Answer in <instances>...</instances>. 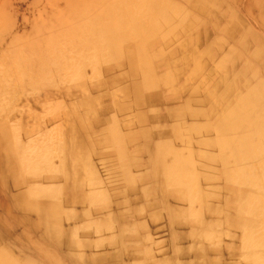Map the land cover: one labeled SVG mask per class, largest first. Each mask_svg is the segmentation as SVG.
<instances>
[{
  "label": "rangeland",
  "instance_id": "374dc122",
  "mask_svg": "<svg viewBox=\"0 0 264 264\" xmlns=\"http://www.w3.org/2000/svg\"><path fill=\"white\" fill-rule=\"evenodd\" d=\"M104 1L0 0V115H2L0 133L5 126L12 131L8 134V139L0 138V254L3 264H88L91 251L90 247L86 246L89 240H93V236L92 238L88 235L83 236L79 230V224L87 223L89 221L87 219L90 218L89 213L85 211L90 205L79 200L80 195L85 194L88 189L67 187V180L72 179L71 176L77 173H80L78 174L80 179L84 170L95 165L94 160H99L101 157L95 154L97 147H102L103 140L111 137L109 128L118 125L116 131L125 132L119 121L128 117L130 112L133 114L136 112L135 116L131 117H137L144 108H150L153 105L164 108L169 102L180 100L181 103L192 93L197 98L199 89L207 86L208 81L212 82L213 89L218 80H221L222 76L209 79L208 73L201 72L200 76H195V80L191 83L192 75L200 71L201 66L186 79L180 80L181 85H179L180 74H173L170 77V69L185 67L184 70H187L188 74L191 60L184 61L185 64L180 63L176 67H172V63L185 52L192 53L190 43L195 41V37L189 39L188 36L196 31L194 27L198 26V20L193 17L190 19L191 16L188 13L186 21L178 20L180 13L174 9L175 6L172 5L170 8L168 0H159V5L164 6V10L151 24L145 21L143 16H139L134 28L129 30L122 27L121 36L116 34L118 39L120 37L123 39L125 36L124 40L120 39L122 41L119 40L116 43L119 51L133 49V54H136L139 62L142 61L143 66L137 64V70H130L127 64L128 59L123 53L115 55L112 66L106 67L107 69L101 64L105 61L99 58L93 61L95 63L93 65L89 63L90 61H83L89 49H95V54H91L95 58L96 50L101 51L100 45L93 42L92 36H87V31L89 25L92 26L94 22L95 13H98L96 11L102 8ZM113 1L108 0V4ZM144 3L146 7L152 8L150 0H145ZM217 3L216 11L204 13L201 16L207 21L223 23L220 32L226 36L230 34V38H236L234 39L236 48L230 50L238 53L236 58L239 61L235 62V65L239 66L237 67L239 70L237 68L234 70L240 75L237 80L246 81V78H250L253 74L252 72L255 74L253 77L258 78L257 71L264 73V38H261V31H264V19H262L264 9L260 8L262 6L259 0L253 5L248 2V10L252 12L256 19L253 21L258 26L256 31L245 27L240 18L232 15L230 10L221 12L224 9L223 4L221 0ZM86 6L90 7L89 12L87 11L89 15L86 13ZM172 8L174 10H171ZM256 8L257 14L254 11ZM73 13L83 15V24L74 18ZM230 20H233L232 22L237 26L226 29L225 24ZM112 23L117 24V22ZM204 30L207 31L208 27ZM67 31L71 37H69V44L61 50L56 49L50 55H45L48 53L47 41L49 40V43L55 47L61 45L63 43L61 35ZM198 31V34H202ZM135 33L141 38L132 37ZM177 38H182L184 45L182 47L178 44L175 50H171L170 47L176 45ZM208 39V34L204 33L203 40ZM215 42L223 45L221 40ZM252 52L256 53V56L249 59L253 61L257 70L245 59L248 58L246 53ZM40 58H43L46 64H50L41 73L37 65ZM147 70L149 74L145 75L144 72ZM232 76V73H229L227 78L230 80ZM175 89L178 90L177 97L171 94ZM151 101L152 103H149ZM9 141H12V145ZM43 159L46 160L44 165L48 163L45 167H41ZM31 160H35V163L31 164ZM73 164H76L78 168L75 173H73ZM48 165H50L49 168ZM98 167L102 179L110 182L109 173L102 170L101 166ZM134 176L136 177L137 174ZM112 183L110 186L106 185L108 194H114L117 191L115 182L112 181ZM139 189L137 187L136 191H132L131 201L134 206L140 205ZM45 209L53 213L52 217L46 215ZM57 217L60 234L58 237L50 236V239L45 235L47 232L44 223L54 225L53 220ZM140 220L148 224L146 232L150 233V238L154 241L155 251L161 254L168 252L170 231L164 218L149 222L148 214H144ZM130 222L133 223V220ZM187 232L186 226L176 228L178 235L185 237ZM81 241L84 243L81 244ZM189 245L188 238L181 243L183 248ZM171 254L169 253V256ZM188 259L189 257L185 261Z\"/></svg>",
  "mask_w": 264,
  "mask_h": 264
},
{
  "label": "crops",
  "instance_id": "0c3cea01",
  "mask_svg": "<svg viewBox=\"0 0 264 264\" xmlns=\"http://www.w3.org/2000/svg\"><path fill=\"white\" fill-rule=\"evenodd\" d=\"M168 1H170V8L173 5L174 9L180 13V21H186L187 13L191 16L190 19L193 17L198 20V26L194 27L196 31L188 36L189 39L195 37V41L190 43L192 53L185 52L180 55V60L176 59L172 63V67H176L184 61L191 60L190 69L187 67L188 74L187 70H184L185 67H182L170 69V77L173 74H180L179 85H181L180 80L190 76L196 69L195 66L198 68L201 66V68L196 72L198 75H192L191 82L195 80V76H200L201 72L208 73L209 79L222 77L213 89L212 82L208 81L207 86L199 89L197 98L192 93L182 101L183 103L176 100L167 103L164 108L153 105L151 107L154 108H144L137 117H131L135 116L136 112L134 114L130 112L128 117L119 121L125 132L116 131L118 125H114L115 131L110 132L111 137L103 140L102 147H97L95 154L101 157L98 161L94 160L95 165L84 170L85 172L81 174L82 178L80 176L79 179L80 173H77L71 176L72 179L67 180V187L88 189L85 194L80 195L79 200L90 205L85 210L90 218L87 219L89 220L87 223L79 224L80 228L78 227L80 233H84L83 236L88 235L91 238L93 236V240H89L86 246L93 252H90L88 264H257L253 261L255 256H249L252 254L251 251L255 250L254 242L247 243L242 238L243 233L252 230L255 243L260 247L264 243L263 235L260 233L262 227L264 228V184L256 185L255 188L249 186L248 182L245 183L246 185L240 184L244 181L236 180L235 177L237 172H245L246 176L252 173L254 178L257 173L264 172V73L257 71L258 78L255 79V74L252 72L253 74L250 78H246V81L237 80L239 74H236L234 70L239 67L235 65V62L239 61L236 58L238 53L230 50L236 48L234 40L236 38H230V34L227 37L220 32L223 23L207 21L201 16L204 13L216 11L218 0ZM248 2L253 5L258 3V0H221L224 8L221 12L230 10L232 15L240 18L245 27L258 31V26L253 21L255 18L248 10ZM259 4L262 6L260 8L264 9V0H259ZM256 10L257 8L254 10L255 14H257ZM232 21L225 24L226 29L237 26ZM206 27H208L207 31L204 30ZM197 30L202 34H198ZM204 33L209 36L207 41L203 40ZM261 35L264 38V32L261 31ZM216 40H221L223 45L216 43ZM182 41V38H177L176 45L171 46L170 49L175 50L178 44L183 47ZM246 56L248 57L245 58L246 61L252 63L256 69L251 60L256 53H246ZM229 73L233 75L230 80L227 78ZM171 94L177 97L178 90L175 89ZM239 124L243 127L241 128ZM254 128L260 129L254 130ZM157 148L159 150H156ZM174 160L178 162L177 170L172 166ZM108 164L110 166H107ZM72 166L75 173L78 168L76 164ZM98 166L112 176L110 182L102 179ZM138 169L140 171H136ZM136 174L137 178L134 176ZM118 179H120L119 182ZM112 181L116 184L114 186H117V191L113 195L108 194L106 190V185L110 186ZM137 187L140 188L138 192L140 205L134 206L131 195L133 189L136 191ZM182 188L184 191L181 190ZM256 207H259L257 210L260 211L258 216L249 212ZM168 211L169 215H167ZM144 214H148L149 222L164 218L170 230L166 256V253L159 252L161 257L155 251L154 241L150 240V235L146 232L148 224L140 220ZM241 218H245L244 220L249 223H240ZM251 218H255L257 222H250ZM131 220L133 223L130 222ZM179 226L188 228L185 237L176 233V228ZM186 238L190 241V245L183 248L181 243ZM188 257V261H185Z\"/></svg>",
  "mask_w": 264,
  "mask_h": 264
},
{
  "label": "bare ground",
  "instance_id": "6f19581e",
  "mask_svg": "<svg viewBox=\"0 0 264 264\" xmlns=\"http://www.w3.org/2000/svg\"><path fill=\"white\" fill-rule=\"evenodd\" d=\"M144 1L145 0H114L113 2H111L110 4H108V0H105L104 1V4H103V6H102V8L101 9H98V11H96V12H98L97 14L95 13V18H94V22H93V24H92V26H91V24L89 25V27H88V31H87V36H92V38H93V42H95V43H98L99 45H100V49H101V51H97L96 50V53H97V55H96V58L94 57V56H91V54L92 53H94L95 54V49L94 50H91V49H89L88 51H86V53H85V56L83 57V61H90L89 63H91V65H93V64H95L93 61H97V58H99L100 60H103V61H105V63H101L102 64V66H104V68L105 69H107L106 67H109V66H112V60L115 58V55H119V53H123L126 57H127V64H128V67H129V69L130 70H137V64L139 65V66H143L142 65V61L141 62H139L138 60V57L136 58V54L134 55L133 54V49H128V51H124V50H122L121 49V51H119V48L116 46V43L117 42H119V40L120 39H122L121 37L118 39V37L117 36H121V34H122V32L120 31V30H122V27H125V28H127V29H129V30H131L132 28H134L135 26H136V24L138 23L137 21H138V17L139 16H143L144 17V19H145V21H148L150 24H151V22H153L155 19H158V17H159V15H160V13H161V11H163L164 10V6H162L161 4L159 5V0H150L151 1V5H152V8H148V7H146V5H145V3H144ZM147 1V0H146ZM201 1V0H200ZM208 1H210V0H208ZM211 2V1H210ZM210 2H208V3H210ZM214 4H216V3H214ZM213 4V5H214ZM175 8V7H174ZM89 9H90V7L89 6H86V13H87V11L89 12ZM172 10H174V9H172ZM204 11V10H203ZM175 13V12H174ZM183 13V12H182ZM181 13V14H182ZM88 15H89V13H87ZM87 15V16H88ZM91 15V14H90ZM73 16H74V18L75 19H77V21H79V22H81V24H83V22H82V20H83V15L81 14V13H73ZM151 16H153V18L151 17ZM91 17L93 18V16L91 15ZM169 18V17H168ZM170 19V18H169ZM182 19V18H181ZM183 19H185V18H183ZM262 19H264V18H262ZM161 20V19H160ZM175 20V19H174ZM179 20V19H178ZM260 20H261V17H260ZM164 21V20H163ZM172 21V20H171ZM112 22H117V24L116 25H113L114 23H112ZM177 22V21H176ZM228 22V21H227ZM162 24V23H161ZM171 24V23H170ZM169 25V24H168ZM192 25V24H191ZM143 26V25H142ZM193 26V25H192ZM166 27V26H165ZM188 27V26H187ZM261 27V26H260ZM121 28V29H120ZM264 29V28H263ZM115 30V31H114ZM112 31H114V32H112ZM199 32V31H198ZM264 32V31H263ZM116 34H117V36H116ZM141 34V33H140ZM179 34V33H178ZM87 36H85V37H87ZM138 36H139V34H137V33H135V35L133 36L132 35V37H137L138 38ZM70 33H69V31H67V33H64L63 35H61V39L63 40V43H61V45H58V46H56L55 47V45H53L52 43H49V40L47 41V54H45V55H50L51 53H52V51L53 50H61V48L62 47H64L66 44H69V42H70ZM140 37V36H139ZM156 37V36H155ZM154 37V38H155ZM164 37V36H163ZM176 37V36H175ZM141 38V37H140ZM159 38V37H158ZM165 38V37H164ZM171 38V37H170ZM262 38V37H261ZM125 39V36L123 37V39L122 40H124ZM169 39V38H168ZM122 40H120V41H122ZM151 41V40H150ZM155 41V40H154ZM264 41V40H263ZM80 44V43H79ZM124 44V43H123ZM122 44V45H123ZM129 44H131V42L129 43ZM147 44V43H146ZM133 45V44H132ZM152 45V44H151ZM173 45V44H172ZM146 47V46H145ZM148 47H149V45H148ZM150 48V47H149ZM99 49V50H100ZM183 50V49H182ZM138 51V50H137ZM146 51V50H145ZM181 51V50H180ZM194 52V51H193ZM261 52V51H260ZM63 53V52H62ZM156 53V52H155ZM166 55V54H165ZM97 56H99V57H97ZM123 56V55H122ZM159 56V55H158ZM44 57V56H43ZM151 57V56H150ZM171 57V56H170ZM204 57V56H203ZM49 58V57H48ZM47 58V59H48ZM122 58V57H121ZM162 58V57H161ZM14 59H16V58H14ZM46 59V60H47ZM18 60V59H17ZM53 60V59H52ZM82 60V59H81ZM119 60H120V56H119ZM123 60V59H122ZM54 61V60H53ZM135 61H136V63H135ZM154 61V60H153ZM17 62H19V61H17ZM113 62H114V60H113ZM15 63V62H14ZM116 63H118L117 61H116ZM158 63H159V61H158ZM161 63V62H160ZM17 64V66H18V63H16ZM85 64V63H84ZM188 64V63H187ZM198 64V63H197ZM37 65L39 66V72L41 73L42 71H44L46 68H47V65H50V64H46L45 62H44V60H43V58H40V59H38V62H37ZM162 65V64H161ZM200 65V64H199ZM261 65V64H260ZM16 66V67H17ZM52 66V65H51ZM78 66V65H77ZM100 66V65H99ZM15 67V68H16ZM63 67V66H62ZM66 67V66H65ZM81 67V66H80ZM86 67V66H85ZM145 67V66H144ZM150 67V66H149ZM164 67V66H163ZM154 68V67H153ZM195 68H197L196 66H195ZM81 69V68H80ZM85 69V68H84ZM109 69V68H108ZM113 69V68H112ZM139 69V68H138ZM150 69V68H149ZM158 69H159V67H158ZM160 69H162V68H160ZM260 69V68H259ZM62 70V69H61ZM69 70V69H68ZM67 70V71H68ZM72 70V69H71ZM77 70V69H76ZM141 70V69H140ZM143 70V69H142ZM249 70V69H248ZM65 71V70H64ZM122 71V70H121ZM148 71L149 70H147L146 72H144L145 73V75H147L146 73H148ZM155 71V70H154ZM167 71V70H166ZM83 72V71H82ZM119 72V71H118ZM47 73H49V72H47ZM65 73V72H64ZM73 73V72H72ZM79 73H80V70H79ZM141 73V72H140ZM43 75H44V73H42ZM81 74V73H80ZM85 74H87V73H85ZM149 74V73H148ZM245 74H246V72H245ZM25 75V74H24ZM40 75V74H39ZM56 75V74H55ZM77 76H78V74H76ZM76 75H75V77H76ZM72 76H73V74H72ZM166 76V75H165ZM240 76V75H239ZM42 77V76H41ZM44 77V76H43ZM87 77V76H86ZM95 77V76H94ZM147 77H149V75L147 76ZM151 77V76H150ZM40 78V77H39ZM38 78V79H39ZM45 78V77H44ZM49 78V77H48ZM69 78V77H68ZM78 78H80V77H78ZM77 78V79H78ZM142 78V77H141ZM70 79V78H69ZM68 79V80H69ZM74 79V78H73ZM77 79H76V82H77ZM81 79V78H80ZM107 79V78H106ZM140 79V78H139ZM150 79V78H149ZM154 79V78H153ZM152 80V79H151ZM175 80V79H174ZM73 81V80H72ZM108 81V80H107ZM153 81V80H152ZM165 81H166V79H165ZM49 82H50V80H49ZM66 82V81H65ZM71 82V81H70ZM144 82V81H143ZM51 83V82H50ZM53 83V82H52ZM151 83V82H150ZM167 83V82H166ZM192 83V82H191ZM207 83V82H206ZM205 83V84H206ZM145 84H146V82H145ZM162 84V83H161ZM194 84V83H193ZM254 84V83H253ZM151 85V84H150ZM197 85H198V83H197ZM226 85V84H225ZM49 86V85H48ZM71 86V85H70ZM87 86V85H86ZM126 86V85H125ZM163 86V85H162ZM68 87V86H67ZM91 87H93V86H91ZM97 87H99V86H97ZM100 87H101V85H100ZM176 87V86H175ZM250 87V86H249ZM96 88V87H95ZM145 88V87H144ZM149 88V87H148ZM167 88H168V86H167ZM143 89V88H142ZM150 89V88H149ZM160 89V88H159ZM6 90V89H5ZM91 90H93V89H91ZM127 90V89H126ZM145 90H147V89H145ZM164 90H165V88H164ZM163 90V91H164ZM153 91V90H152ZM146 92V91H145ZM187 92V91H186ZM190 94V93H189ZM131 95V94H130ZM188 95V94H187ZM264 95V94H263ZM1 96V95H0ZM176 96V95H175ZM178 96V95H177ZM10 97V96H9ZM90 97V96H89ZM196 97V96H195ZM220 97V96H219ZM11 98H13V97H11ZM11 98H10V100H11ZM57 98V97H56ZM59 98V97H58ZM167 98V97H166ZM237 98V97H236ZM86 99V98H85ZM168 99V98H167ZM43 100H45V99H43ZM175 100V99H174ZM193 100V99H192ZM203 100H204V98H203ZM209 100V99H208ZM217 100V99H216ZM5 101V100H4ZM3 101V102H4ZM169 101V100H168ZM172 101H173V99H172ZM8 102V101H7ZM40 102V101H39ZM131 102V101H130ZM167 102V101H166ZM192 102V101H191ZM201 102V101H200ZM220 102V101H219ZM9 103H11V102H9ZM50 103V102H49ZM181 103H183L182 101H181ZM190 103V102H189ZM70 104V103H69ZM131 104V103H130ZM49 105H51V104H49ZM116 105H117V103H116ZM192 105V104H191ZM190 105V106H191ZM213 105V104H212ZM10 106V105H9ZM201 106V105H200ZM205 106V105H204ZM211 106V105H210ZM2 107H3V105H2ZM65 107V106H64ZM70 107V106H69ZM127 107V106H126ZM184 107V106H183ZM124 108V107H123ZM177 108V107H176ZM175 108V109H176ZM192 108V107H191ZM195 108V107H194ZM200 108V107H199ZM5 109V108H4ZM70 109V108H69ZM110 109V108H109ZM147 109H151V108H147ZM174 109V110H175ZM53 110V109H52ZM66 110V109H65ZM116 110H119V109H116ZM185 110H186V108H185ZM45 111V110H44ZM47 112H49L48 110H46ZM71 111V110H70ZM73 111V110H72ZM135 111V110H134ZM46 112V113H47ZM175 112V111H174ZM227 112V111H226ZM95 113H96V111H95ZM111 113V112H110ZM150 113V112H149ZM191 113V112H190ZM44 114V113H43ZM79 114V113H78ZM116 114V113H115ZM128 114V113H127ZM138 114V113H137ZM168 114V113H167ZM204 114V113H203ZM46 115V114H45ZM72 115H73V113H72ZM141 115V114H140ZM188 115V114H187ZM2 115H0V117H1ZM44 116V115H43ZM114 116V115H113ZM16 117V116H15ZM65 117H66V115H65ZM74 117V116H73ZM116 117V116H115ZM169 117V116H168ZM178 117V116H177ZM181 117V116H180ZM179 117V118H180ZM197 117V116H196ZM184 118V117H183ZM200 118V117H199ZM208 118V117H207ZM220 118V117H219ZM42 119V118H41ZM40 119V120H41ZM62 119V118H61ZM60 119V120H61ZM63 119H65V118H63ZM52 120V119H51ZM94 120V119H93ZM98 120V119H97ZM117 120H119V119H117ZM164 120V119H163ZM176 120V119H175ZM207 120H209V119H207ZM59 121V120H58ZM141 121V120H140ZM169 121V120H168ZM180 121V120H179ZM178 121V122H179ZM201 121V120H200ZM134 122V121H133ZM172 122V121H171ZM183 122V121H182ZM55 123V122H54ZM94 124V123H93ZM133 124V123H132ZM197 124V126H199L198 125V123H196ZM204 124V123H203ZM99 125V124H98ZM95 126V125H94ZM111 126V125H110ZM189 126V125H188ZM204 126V125H203ZM239 126L242 128L243 126L241 125V124H239ZM43 127V126H42ZM202 127V126H201ZM211 128V127H210ZM262 128V127H261ZM110 130V132H112V131H115L114 130V127L113 126H111V128H109ZM190 129V128H189ZM257 129H260V128H254V130H257ZM63 130V129H62ZM128 130V129H127ZM133 130V129H132ZM46 131V130H45ZM61 131V130H60ZM136 131V130H135ZM138 131V130H137ZM196 131V130H195ZM249 131V130H248ZM11 129L9 128V127H7V126H5L2 130H1V133H0V138L1 139H3V140H6V139H8V134H11ZM101 132V131H100ZM89 133V132H88ZM90 133H91V131H90ZM114 133V132H113ZM240 133V132H239ZM241 133H243V132H241ZM93 134V133H92ZM195 134V133H194ZM246 134V133H245ZM113 135V134H112ZM136 135H137V133H136ZM232 135V134H231ZM234 135V134H233ZM60 136V135H59ZM110 136H111V133H110ZM115 136V135H114ZM184 136V135H183ZM6 137V138H5ZM222 137V136H221ZM39 138V137H38ZM37 138V139H38ZM50 138V137H49ZM172 138V137H171ZM182 138V137H181ZM202 138V137H201ZM232 138V137H231ZM53 139V138H52ZM205 140V139H204ZM207 140V139H206ZM257 140V139H256ZM259 140V139H258ZM264 140V139H263ZM93 141V140H92ZM95 141V140H94ZM172 141V140H171ZM46 142V141H45ZM50 142V141H49ZM52 142H53V140H52ZM160 142V141H159ZM194 142V141H193ZM96 143V142H95ZM113 143V142H112ZM116 143H117V141H116ZM156 143V142H155ZM158 143V142H157ZM5 144V143H4ZM9 144L10 145H12V141H9ZM51 144V143H50ZM50 144H49V147H50ZM159 144V143H158ZM157 144V145H158ZM162 144V143H161ZM166 144V143H165ZM181 144V143H180ZM210 144V143H209ZM55 145H56V143H55ZM94 145V144H93ZM178 145V144H177ZM196 145H197V143H196ZM117 146V145H116ZM156 146V145H155ZM158 146H160V145H158ZM157 146V147H158ZM168 146V145H167ZM259 146H261V145H259ZM57 147V146H56ZM101 147V146H100ZM104 147H106V146H104ZM126 147V146H125ZM138 147V146H137ZM140 147V146H139ZM171 147V146H170ZM162 148H164V147H162ZM161 148V149H162ZM179 148V147H178ZM190 148V147H189ZM198 148V147H197ZM46 149V148H45ZM123 149H124V147H123ZM131 149V148H130ZM139 149V148H138ZM142 149V148H141ZM160 149V150H161ZM164 149H166V148H164ZM172 149V148H171ZM192 149V148H191ZM194 149V148H193ZM51 150V149H50ZM55 150H56V148H55ZM156 150H159L158 148L156 149ZM190 150V149H189ZM205 150V149H204ZM264 150V149H263ZM48 151V150H47ZM109 151H112V150H109ZM134 151V150H133ZM165 152H166V150H164ZM175 151H176V149H175ZM22 152V151H21ZM55 151H53V153H54ZM114 152V151H113ZM157 152V151H156ZM174 152V151H173ZM189 152V151H188ZM196 152V151H195ZM51 153V152H50ZM49 153V154H50ZM117 153V152H116ZM125 153V152H124ZM190 153V152H189ZM44 154V153H43ZM93 154V153H92ZM139 154V153H138ZM137 154V155H138ZM158 154V153H157ZM8 155V154H7ZM11 155V154H10ZM13 155V154H12ZM51 155V154H50ZM162 155V154H161ZM167 155V154H166ZM195 155V154H194ZM213 155V154H212ZM44 156V155H43ZM93 156V155H92ZM165 156V155H164ZM208 156H211V155H208ZM216 156V155H215ZM218 156V155H217ZM264 156V155H263ZM116 157V156H115ZM161 157H163V156H161ZM181 157V156H180ZM196 157V156H195ZM260 157V156H259ZM45 158V157H44ZM48 158V157H47ZM163 158H165V157H163ZM162 158V159H163ZM3 159V158H2ZM55 159V158H54ZM58 159V158H57ZM92 159V158H91ZM112 159V158H111ZM137 159V158H136ZM161 159V158H160ZM205 159V158H204ZM260 159V158H259ZM44 160L45 159H43V161H42V166L41 167H45V165H47L48 163L46 162V164L44 165ZM126 160V159H125ZM165 160V159H164ZM169 160V159H168ZM2 161V160H1ZM46 161V160H45ZM62 161V160H61ZM93 161V160H92ZM97 161H98V159H97ZM104 161V160H103ZM103 161H102V163H103ZM108 161H109V159H108ZM163 161V160H162ZM210 161V160H209ZM236 161V160H235ZM139 162V161H138ZM169 162V161H168ZM260 162H261V160H260ZM25 163V162H24ZM30 163L31 164H34L35 163V160H31L30 161ZM50 163V162H49ZM54 163V162H53ZM111 163H112V161H111ZM114 163V162H113ZM164 163V162H163ZM183 163V162H182ZM238 163V162H237ZM236 163V164H237ZM59 164V163H58ZM110 164V163H109ZM107 165V166H110V165ZM220 164V163H219ZM247 164V163H246ZM103 165H105V164H103ZM120 165H121V163H120ZM194 165V164H193ZM226 165H227V163H226ZM261 165V164H260ZM28 166V165H27ZM102 166V165H101ZM111 166H113V165H111ZM123 166V165H122ZM129 166V165H128ZM173 167H174V169L175 170H177V167H178V162L176 161V160H174V162H173V165H172ZM48 168L50 167V165H48L47 166ZM181 167H182V165H181ZM184 167V166H183ZM198 167V166H197ZM228 167V166H227ZM262 167V166H261ZM24 168H26V166L24 167ZM66 168V167H65ZM194 168H195V166H194ZM218 168V167H217ZM234 168V167H233ZM263 168V167H262ZM118 169V168H117ZM124 169V168H123ZM131 169H132V166H131ZM173 169V170H174ZM198 169V168H197ZM162 170H164V169H162ZM203 170V169H202ZM256 170H257V168H256ZM66 171V170H65ZM124 171V170H123ZM123 171H121V172H123ZM126 171V170H125ZM200 171V170H199ZM223 171V170H222ZM12 172V171H11ZM15 172V171H14ZM85 172V171H84ZM128 172V171H127ZM175 172H177V171H175ZM258 172V171H257ZM186 173V172H185ZM196 173V172H195ZM208 173V172H207ZM13 174V173H12ZM55 174H56V171H55ZM180 174V173H179ZM51 175H53V174H51ZM118 175V174H117ZM177 175V174H176ZM187 175V174H186ZM190 175V174H189ZM25 176V175H24ZM123 176V175H122ZM202 176V175H201ZM216 176V175H215ZM224 176H226V175H224ZM112 177V176H111ZM118 177V176H117ZM137 177V176H136ZM173 177H174V175H173ZM11 178H13L14 179V177H11ZM33 178V177H32ZM84 178V177H83ZM179 178V177H178ZM198 178H200V177H198ZM213 178V177H212ZM227 178V177H226ZM12 179V180H13ZM85 179V178H84ZM123 179H124V177H123ZM123 179H121V180H123ZM181 179V178H180ZM196 179H197V177H196ZM224 179H225V177H224ZM235 179L236 180H243L244 181V183L243 182H240V184H245L246 182H248L247 184H249V186H252V187H255L256 188V185H263L264 184V172H260V173H257V175H256V177L254 178L253 176H252V173H251V175H250V173L249 174H247V176H246V173L245 172H237L236 173V177H235ZM7 180H8V178H7ZM116 180V179H115ZM119 180L120 179H118V182H119ZM130 180V179H129ZM128 180V181H129ZM175 180V179H174ZM192 180V179H191ZM9 181V180H8ZM25 181V180H24ZM66 181V180H65ZM126 181V180H125ZM173 181V180H172ZM182 181H183V179H182ZM190 181V180H189ZM188 181V182H189ZM225 181H226V179H225ZM22 182V181H21ZM48 182V181H47ZM139 182V181H138ZM239 182V181H238ZM50 183V182H49ZM128 184V183H127ZM127 184H125V185H127ZM192 184H194V183H192ZM31 185V184H30ZM101 185V184H100ZM199 185V184H198ZM197 185V186H198ZM246 185V184H245ZM232 186V185H231ZM30 187V186H29ZM33 187V186H32ZM128 187H129V184H128ZM243 187V186H242ZM131 188V187H130ZM163 188V187H162ZM191 188V187H190ZM195 188V187H194ZM82 189V188H81ZM159 189V188H158ZM168 189V188H167ZM178 189H179V187H178ZM178 189H176V190H178ZM186 189V188H185ZM229 189V188H228ZM235 190H236V188H234ZM246 189V188H245ZM14 190V189H13ZM12 190V191H13ZM16 190V189H15ZM35 190V189H34ZM33 190V191H34ZM134 190V189H133ZM181 190H183V188L181 189ZM194 190V189H193ZM196 190V189H195ZM205 190V189H204ZM208 190V189H207ZM244 190V189H243ZM261 190V189H260ZM130 191H132V190H130ZM163 191V190H162ZM184 191V190H183ZM238 191H240V190H238ZM257 191V190H256ZM262 191V190H261ZM14 192V191H13ZM120 192V191H119ZM197 192V191H196ZM214 192V191H213ZM260 192V191H259ZM159 193H160V191H159ZM191 193V192H190ZM193 193V192H192ZM198 193V192H197ZM196 193V194H197ZM246 193V192H245ZM176 194H177V192H176ZM201 194V193H200ZM209 194V193H208ZM217 194V193H216ZM219 194V193H218ZM239 194V193H238ZM254 194H256V193H254ZM113 195V194H112ZM162 195V194H161ZM194 195V194H193ZM198 195H199V193H198ZM220 195V194H219ZM218 195V196H219ZM13 196V195H12ZM17 196V195H16ZM110 196V195H109ZM128 196V195H127ZM195 196V195H194ZM207 196H209V195H207ZM211 196V195H210ZM213 196V195H212ZM8 197V196H7ZM35 197V196H34ZM159 197V196H158ZM185 197V196H184ZM201 197V196H200ZM224 197V196H223ZM264 197V196H263ZM17 198V197H16ZM40 198V197H39ZM209 198V197H208ZM219 198V197H218ZM196 199H197V197H196ZM220 199V198H219ZM259 199V198H258ZM23 200V199H22ZM36 200H39V199H36ZM195 200V199H194ZM49 201V200H48ZM153 201V200H152ZM196 202H197V200H195ZM261 201V200H260ZM165 202H166V200H165ZM199 202H201V201H199ZM48 203V202H47ZM151 203V202H150ZM167 203V202H166ZM193 203V202H192ZM198 203V202H197ZM221 203V202H220ZM17 204V203H16ZM161 204V203H160ZM201 204V203H200ZM251 204V203H250ZM173 205V204H172ZM22 206V205H21ZM108 206H110V205H108ZM165 206V205H164ZM163 206V207H164ZM39 207V206H38ZM160 207V206H159ZM95 208V207H94ZM122 208V207H121ZM215 208H216V206H215ZM223 208V206L221 207V209ZM257 208H259V207H256V209H251L249 212L250 213H252V214H257V216L259 215V210H257ZM19 209V208H18ZM90 209V208H89ZM123 209V208H122ZM134 209V208H133ZM151 209V208H150ZM149 209V210H150ZM153 209H155V207L153 208ZM158 209V208H157ZM169 209V208H168ZM200 209V208H199ZM16 210V209H15ZM44 210V209H43ZM46 210V209H45ZM94 210V209H93ZM113 210V209H112ZM177 210V209H176ZM235 210H237V208H235ZM73 211V210H72ZM116 211V210H115ZM133 211H135V210H133ZM208 211V210H207ZM262 211V210H261ZM44 212H46V215L48 216V217H52V212H48V210H46V211H44ZM237 212H239V211H237ZM14 213V212H13ZM42 213V212H41ZM40 213V214H41ZM140 213V212H139ZM138 213V214H139ZM147 213V212H146ZM185 213V212H184ZM230 213V212H229ZM5 214V213H4ZM111 214V213H110ZM110 214H108V215H110ZM134 214V213H133ZM186 214H187V212H186ZM230 214H232V213H230ZM6 215V214H5ZM107 215V214H106ZM117 215H118V213H117ZM167 215H169V211H168V213H167ZM185 215V214H184ZM215 215V214H214ZM226 215H228V214H226ZM247 215V214H246ZM249 215V214H248ZM263 215V214H262ZM139 216V215H138ZM202 216V215H201ZM223 216V215H222ZM105 217V216H104ZM121 217V216H120ZM127 217H129V216H127ZM225 217H227V216H225ZM240 217V216H239ZM264 217V216H263ZM179 218V217H178ZM258 218H260V216L258 217ZM22 219V218H21ZM57 219H58V217L57 218H55L54 220H53V222H54V225H51V224H48V223H44L45 224V231L47 232V233H45V235L47 236V237H49L50 238V236H53V237H58L59 236V232H58V224H57ZM73 219V218H72ZM123 219V218H122ZM125 219V218H124ZM166 219V218H165ZM236 218H234V220H235ZM245 219V218H244ZM244 219H240V223H249L248 221H246V220H244ZM263 219V218H262ZM23 220V219H22ZM102 221V220H101ZM104 221V220H103ZM140 221V220H139ZM169 221V220H168ZM220 221V220H219ZM222 221V220H221ZM228 222V221H227ZM250 222H257V220L255 219V218H251V220H250ZM52 223V222H51ZM68 223V222H67ZM104 223V222H103ZM107 223V222H106ZM187 223V222H186ZM191 223V222H190ZM196 223V222H195ZM213 223V222H212ZM230 223V222H229ZM13 224V223H12ZM15 224V223H14ZM117 224V223H116ZM174 224V223H173ZM263 224V223H262ZM74 225V224H73ZM118 225V224H117ZM173 226V225H172ZM213 226V225H212ZM219 226V225H218ZM235 226V225H234ZM138 227V226H137ZM198 227V226H197ZM8 228V227H7ZM26 228V227H25ZM126 228V227H125ZM179 228V227H178ZM236 228V227H235ZM246 228V227H245ZM9 229V228H8ZM65 229V228H64ZM123 229V228H122ZM241 229V228H240ZM66 230V229H65ZM69 230V229H68ZM212 230V229H211ZM238 230V229H237ZM244 230V229H243ZM262 231L260 232L262 235H263V238H264V228L262 227V229H261ZM64 231V230H63ZM170 231V230H169ZM206 231V230H205ZM221 231V230H220ZM259 231H260V229H259ZM40 232V231H39ZM67 232V231H66ZM72 232V231H71ZM142 232V231H141ZM105 233H107V232H105ZM204 233V232H203ZM222 233V232H221ZM83 234V233H82ZM150 234V233H149ZM190 234V233H189ZM207 234V233H206ZM217 234V233H216ZM121 235V234H120ZM200 235V234H199ZM241 235V234H240ZM145 236V235H144ZM29 237V236H28ZM122 237V236H121ZM189 237V236H188ZM223 237V236H222ZM30 238V237H29ZM146 238H147V236H146ZM150 238V237H149ZM196 238V237H195ZM230 238V237H229ZM28 239V238H27ZM38 239V238H37ZM51 239V238H50ZM122 239V238H121ZM191 239V238H190ZM200 239V238H199ZM245 242H247V243H250V242H254V244H255V250H252L251 252H252V254H249V256L250 255H252V256H255V258L253 259V261L254 262H256L257 264H264V243H263V245L260 247V246H258L256 243H255V241H254V238H253V231L252 230H248L246 233H243V238H242ZM260 239H262L261 238V236H260ZM151 240V239H150ZM197 240V239H196ZM195 240V241H196ZM220 240V239H219ZM40 241V240H39ZM53 241V240H52ZM60 241V240H59ZM67 241V240H66ZM82 241H84V240H82ZM81 241V242H82ZM92 241V240H91ZM223 241V240H222ZM263 241V240H262ZM77 242V241H76ZM89 242V241H88ZM201 242V241H200ZM220 242V241H219ZM69 243H71V242H69ZM78 243V242H77ZM198 243V242H197ZM220 243H222V242H220ZM260 243V242H259ZM88 244V243H87ZM216 244H218V243H216ZM74 245V244H73ZM222 245V244H221ZM37 246V245H36ZM211 246V245H210ZM192 247V246H191ZM239 247V246H238ZM133 248V247H132ZM138 248H140V247H138ZM155 248V247H154ZM203 248V247H202ZM236 248V247H235ZM93 249V248H92ZM133 249H135V248H133ZM172 250V249H171ZM192 250V249H191ZM194 250V249H193ZM46 251V250H45ZM64 251V250H63ZM88 251V250H87ZM56 252V251H55ZM172 253V252H171ZM198 253V252H197ZM45 254V253H44ZM201 254V253H200ZM242 257V256H241ZM1 258H2V255L0 254V264H3V262L1 261ZM216 258V257H215ZM203 259V258H202ZM241 259V258H240ZM58 260V259H57ZM141 261V260H140ZM195 261V260H194ZM82 262V261H81ZM200 262V261H199ZM203 262V261H202ZM108 263V262H107ZM142 263V262H141ZM172 263V262H171ZM122 264H124V263H122ZM133 264V263H132ZM203 264V263H202Z\"/></svg>",
  "mask_w": 264,
  "mask_h": 264
}]
</instances>
